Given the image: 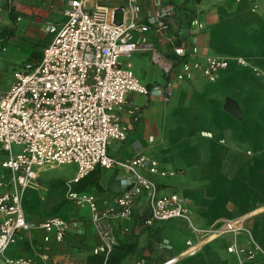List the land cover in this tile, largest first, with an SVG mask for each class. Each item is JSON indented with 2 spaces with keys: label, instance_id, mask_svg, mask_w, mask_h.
I'll return each mask as SVG.
<instances>
[{
  "label": "built area",
  "instance_id": "2783aa9c",
  "mask_svg": "<svg viewBox=\"0 0 264 264\" xmlns=\"http://www.w3.org/2000/svg\"><path fill=\"white\" fill-rule=\"evenodd\" d=\"M63 17L59 27L46 25L52 39L40 59L25 63L13 73L8 88H0V146L9 153L0 162V169L9 172L8 180L0 175V187L8 188L0 193V257L9 245L34 229L52 234L57 244L68 236H82L83 225L77 220L51 216L33 224L22 209V197L37 179L36 170L60 165L76 166L74 179L65 184V199L75 207L89 208L90 224L99 239L93 254L102 255L105 261L116 245V223L128 222L142 199L150 214L148 225L171 220L187 223L197 241L185 242L186 248L178 256L181 258L194 255L203 243L223 235L247 233L243 218L220 220L207 230H196L184 200L175 193H160L158 186L140 171L161 178L173 173L146 155L120 161L108 154L110 144L125 141L139 119V109L134 107L128 112L130 122L121 121L119 113L128 94L167 103L174 83H188L196 77L213 83L219 71L227 69L228 59L199 54L192 34L202 28L198 19L186 20L182 28L176 20L175 5L169 0H125L115 7L99 0H67ZM188 36L191 40L186 39ZM160 46L165 47L164 51ZM140 52L150 54L164 75V84L143 85L120 62V58ZM235 61L246 65L241 58ZM253 72L264 78V70ZM12 146H18L20 151L12 154ZM97 167L128 174L119 180L118 195L97 200L93 194L72 190ZM48 241L49 237H45L44 242ZM29 247L31 257L5 259L4 263L50 264L47 253L32 244ZM159 250L170 247L164 241ZM227 251L248 259L257 252L264 255L253 242L248 250L239 249L233 242ZM178 257L158 264H175ZM134 264L147 262L138 259Z\"/></svg>",
  "mask_w": 264,
  "mask_h": 264
},
{
  "label": "crops",
  "instance_id": "0c3cea01",
  "mask_svg": "<svg viewBox=\"0 0 264 264\" xmlns=\"http://www.w3.org/2000/svg\"><path fill=\"white\" fill-rule=\"evenodd\" d=\"M99 1L115 7L123 4L125 0ZM169 1L175 5L176 20L182 28L186 27V20L192 18H197L202 24L201 30L192 31L199 54L226 58L230 61L229 66L219 71L213 83L206 82L201 77H196L188 83H174L173 89L177 87L180 91L178 90L179 93L167 103L134 93L128 94L126 104L119 113L121 121L124 124L130 122L128 112L134 107L139 109V119L131 126L125 141L110 144L108 154L110 147L114 145L110 156L117 160L124 161L142 154L157 160L162 169L173 173L172 176L161 178L140 171L158 186L160 193H175L184 200L190 213L191 224L196 230H207L220 220L245 219L244 227L247 233L223 235L203 243L194 255L182 258L178 256L186 248L185 242L197 241L187 223L183 220H171L157 224L163 230L162 241L170 247V250L161 251L164 261L178 257L175 264H239L240 259L243 260L242 264H264L262 253L257 252L248 259L246 255L237 256L227 251L233 242L242 250L250 249L253 242L264 253V140L256 138V129L264 131V78L257 77L253 72L256 69L264 70V0ZM11 2L14 14L20 18L19 22L24 17L37 24H53L57 27L64 22L63 11L67 6V0H11ZM4 16L8 17L7 11H4ZM16 23L10 22L9 25L7 22L6 26L10 28L6 30L12 29L13 25L16 28ZM51 39L52 36L43 41L41 52ZM186 39L191 40V36ZM222 46L233 52L232 55H226L227 52L221 50ZM164 49L165 47L160 46L161 51ZM238 58L246 65H238L235 61ZM127 66L129 67L128 64ZM141 72L146 75L144 69ZM206 83L210 86L205 89ZM142 84L152 86L159 83L153 80V83ZM195 92L201 96H213L211 101L213 106L203 109L181 106ZM225 99L235 101L241 111L240 118H235L223 109ZM198 113L206 114L205 117L199 118L200 121H205L200 130V138L201 135L204 138L202 143L194 144L189 126L178 117L182 114ZM251 120L253 125H250ZM242 124H245L247 129H244ZM11 150L12 154H16L20 148L12 146ZM8 157L9 153L0 146V162ZM41 170L43 171L36 170L37 179L25 190L22 198L25 217L33 224L47 218V214L57 204L52 197L49 198L44 207L46 211L40 216L34 210L26 211L24 207L28 191H41L28 190L33 183L40 182ZM102 171L100 184L103 190L98 193L88 192L95 195L97 200L118 195L121 192L119 180L128 177V174L120 169ZM1 174L8 180L9 172L0 169ZM73 179L74 177L56 180L63 185L64 190H60L63 191L61 200L65 199V184ZM7 190L8 188L0 187V193ZM118 226L122 227L121 222L116 223L115 229ZM92 231L95 235L94 230ZM45 237H49L46 243ZM163 242L157 245L158 250ZM30 244L47 253L50 264H57L65 258L63 255L65 248L72 247L73 240L67 237L64 244H57L52 234L34 229L24 233L22 240L9 245L0 257V264H5V259L31 257ZM144 244L145 237H141L140 247ZM131 258L132 262L127 261L130 259L128 257L123 264H134L138 260L136 257Z\"/></svg>",
  "mask_w": 264,
  "mask_h": 264
},
{
  "label": "rangeland",
  "instance_id": "374dc122",
  "mask_svg": "<svg viewBox=\"0 0 264 264\" xmlns=\"http://www.w3.org/2000/svg\"><path fill=\"white\" fill-rule=\"evenodd\" d=\"M104 1V0H102ZM4 1L0 0V32L4 29L10 28L6 26V23L10 25L9 18L4 16V11L6 12L4 6ZM30 18L24 17L19 22L16 20V28L13 30L12 37L8 40L0 41V88L6 89L13 80V73L17 70H20L25 63L29 62L31 54L33 52H41L42 43L46 39L48 40L51 35H47L45 31L46 24L31 22ZM10 21V22H9ZM223 52H227L226 55H232L227 48L224 46L221 47ZM120 62L123 66L129 65L130 69L136 74L141 83H153V80H156L157 83L163 84L164 75L162 71L152 62L149 53H135L130 58H120ZM232 65V64H231ZM144 69L146 75L141 72ZM207 82V81H206ZM205 89L207 86H210L209 83L205 84ZM180 88V87H178ZM180 89L174 88L172 92V97L170 101L175 97L176 93H179ZM253 91V89H248ZM178 91V92H177ZM213 96L210 95H198L197 92L191 95L190 99H186L184 104L181 106L189 108H210L213 106L211 101ZM240 102V101H239ZM205 113L201 114H182L178 118H182L184 123L189 126V131L192 133L191 138L194 139V144H200L203 142V136L200 138V130L203 128L205 121H200L199 118L205 117ZM250 125H253L251 120ZM249 125V127H250ZM244 129H247L245 124H242ZM198 134V135H197ZM198 138V139H197ZM256 138L258 140H264V131L262 129H256ZM117 143V142H112ZM111 143V144H112ZM114 145L109 149L110 154L113 152ZM109 154V155H110ZM103 172V171H101ZM39 175L38 183H33L28 190H41L39 192L28 191L25 195L24 207L26 211L36 212L39 216L45 213L44 207L49 198L55 200V204L58 203L63 196H61L60 190L63 189V185L57 183L58 179H66L74 177L75 165H60L53 168H45L41 170ZM108 174V172H105ZM42 181V182H41ZM24 196V195H23ZM23 198V197H22ZM40 199H45V202H41ZM24 200V201H25ZM49 215V213L47 214ZM55 216L58 218L69 221L77 220L83 224V234L82 236H74L72 247L65 248L64 259L57 264H85L86 257L88 254L93 252V249L98 245V240L96 233L94 235V228L90 227L91 214L87 205L83 207H75L71 203H66L61 209H59ZM92 229V230H91ZM95 232V230H94ZM133 258L130 257L127 261L132 262ZM164 261V260H163ZM162 261V262H163ZM160 263V262H159Z\"/></svg>",
  "mask_w": 264,
  "mask_h": 264
},
{
  "label": "trees",
  "instance_id": "16d2710c",
  "mask_svg": "<svg viewBox=\"0 0 264 264\" xmlns=\"http://www.w3.org/2000/svg\"><path fill=\"white\" fill-rule=\"evenodd\" d=\"M11 0H4V8L8 13V18L13 24L16 22ZM15 26L12 29L0 32V41L7 40L12 36ZM42 52H33L29 62H36L40 59ZM104 169L95 168L93 172L79 180L72 186V190L77 193L96 192L103 190L100 184L101 171ZM91 190V191H90ZM66 203L65 199L59 201L48 217L55 216L56 212ZM150 214L146 202L139 201L132 218L128 222H121L122 227L115 229L116 245L108 255L106 261L102 255H94L93 252L87 255L85 264H123L128 257H136L145 260L148 264H154L163 260V254L157 249V245L163 242V230L157 224L148 225ZM120 224V223H119ZM121 226V225H120ZM70 237V236H68ZM141 237H145V244L140 247ZM74 236H71L70 239ZM66 241V239H65ZM64 241V242H65ZM64 242L62 244H64ZM61 244V245H62ZM97 246V245H96ZM95 246V247H96Z\"/></svg>",
  "mask_w": 264,
  "mask_h": 264
},
{
  "label": "water",
  "instance_id": "95a60500",
  "mask_svg": "<svg viewBox=\"0 0 264 264\" xmlns=\"http://www.w3.org/2000/svg\"><path fill=\"white\" fill-rule=\"evenodd\" d=\"M223 109L235 118L241 117V111L238 105L231 99H225Z\"/></svg>",
  "mask_w": 264,
  "mask_h": 264
}]
</instances>
